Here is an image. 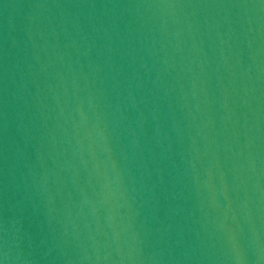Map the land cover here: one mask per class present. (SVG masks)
Wrapping results in <instances>:
<instances>
[{"label":"water","instance_id":"95a60500","mask_svg":"<svg viewBox=\"0 0 264 264\" xmlns=\"http://www.w3.org/2000/svg\"><path fill=\"white\" fill-rule=\"evenodd\" d=\"M0 264H264V0H0Z\"/></svg>","mask_w":264,"mask_h":264}]
</instances>
